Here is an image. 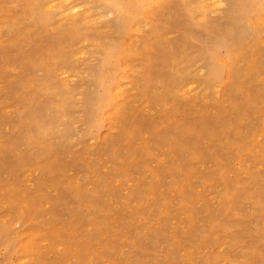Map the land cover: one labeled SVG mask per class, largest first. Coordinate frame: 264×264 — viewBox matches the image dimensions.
Returning a JSON list of instances; mask_svg holds the SVG:
<instances>
[{
  "label": "rangeland",
  "instance_id": "374dc122",
  "mask_svg": "<svg viewBox=\"0 0 264 264\" xmlns=\"http://www.w3.org/2000/svg\"><path fill=\"white\" fill-rule=\"evenodd\" d=\"M67 1L0 0V264H264V0Z\"/></svg>",
  "mask_w": 264,
  "mask_h": 264
},
{
  "label": "bare ground",
  "instance_id": "6f19581e",
  "mask_svg": "<svg viewBox=\"0 0 264 264\" xmlns=\"http://www.w3.org/2000/svg\"><path fill=\"white\" fill-rule=\"evenodd\" d=\"M69 1H70V0H69ZM203 1H204V0H203ZM64 2H65V1H64ZM64 2H63V3H64ZM67 2H68V1L66 0V4H67ZM54 3H55V2H52V4H54ZM213 3H214V2H213ZM48 4H49V2H48ZM50 4H51V3H50ZM206 5H207V4H206ZM215 5H216V4H215ZM215 5H214V6H215ZM202 6H203V4H202ZM216 6H218V5H216ZM50 7H51V6L49 5V8H50ZM69 7H71V6H69ZM76 7H77V6H76ZM52 8H53V6H52ZM72 8H73V10H74L75 7H72ZM202 8H204V6H203ZM218 8H219V6H218ZM70 9H71V8H70ZM68 10H69V9H67V11H68ZM73 10H71V12H74V11H75V10H74V11H73ZM67 11H66V12H67ZM204 19H205V18H204ZM85 20H87V19H85ZM63 21H64V20H63ZM78 56H79V55H78ZM66 76H67V75H66ZM63 78H64V77H63Z\"/></svg>",
  "mask_w": 264,
  "mask_h": 264
}]
</instances>
